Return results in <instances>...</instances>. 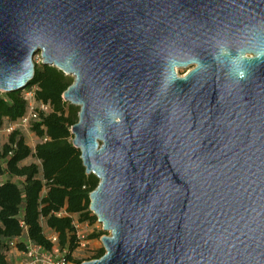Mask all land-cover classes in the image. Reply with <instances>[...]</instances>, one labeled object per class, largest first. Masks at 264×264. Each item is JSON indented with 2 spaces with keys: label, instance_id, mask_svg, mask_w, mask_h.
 I'll return each mask as SVG.
<instances>
[{
  "label": "water",
  "instance_id": "water-1",
  "mask_svg": "<svg viewBox=\"0 0 264 264\" xmlns=\"http://www.w3.org/2000/svg\"><path fill=\"white\" fill-rule=\"evenodd\" d=\"M37 54L99 179L81 264H264V0H0V91Z\"/></svg>",
  "mask_w": 264,
  "mask_h": 264
},
{
  "label": "trees",
  "instance_id": "trees-1",
  "mask_svg": "<svg viewBox=\"0 0 264 264\" xmlns=\"http://www.w3.org/2000/svg\"><path fill=\"white\" fill-rule=\"evenodd\" d=\"M73 80L54 66L36 64L35 77L25 90L34 89L35 99L50 106L48 112H40L39 120L31 126L41 141L33 148L22 131L14 130L0 146V264H15L9 258L13 242L21 252L29 242L49 252L57 249L72 263L73 253L82 245L75 217L81 223L97 220L90 210V194L99 179L86 173L71 133L79 120L80 108L63 99ZM23 91H0V127L26 114ZM30 157L36 161L24 164ZM103 235L104 230L88 239ZM52 237L57 240L54 242ZM105 252L101 248L92 260Z\"/></svg>",
  "mask_w": 264,
  "mask_h": 264
},
{
  "label": "built area",
  "instance_id": "built-area-1",
  "mask_svg": "<svg viewBox=\"0 0 264 264\" xmlns=\"http://www.w3.org/2000/svg\"><path fill=\"white\" fill-rule=\"evenodd\" d=\"M24 96L27 101L26 114L23 118L16 122L6 121L5 124L0 127V133L2 132L5 135H8L14 130H20L22 132L31 130L32 124L39 120L40 112L49 111L50 106L48 104L39 103L35 99L34 89L25 90ZM52 239L54 242L57 240L56 237H52ZM11 245V251L18 250L15 247L14 242ZM21 253L24 255V259L16 262L15 264H71L62 257L57 249H55L53 252H49L42 246L31 242L28 243L26 250Z\"/></svg>",
  "mask_w": 264,
  "mask_h": 264
},
{
  "label": "rangeland",
  "instance_id": "rangeland-1",
  "mask_svg": "<svg viewBox=\"0 0 264 264\" xmlns=\"http://www.w3.org/2000/svg\"><path fill=\"white\" fill-rule=\"evenodd\" d=\"M35 63L40 65L42 64V58L40 54H37L34 58ZM73 78V77H72ZM23 94H25V90L23 91ZM24 138L26 142L31 146L35 147L41 139L35 135L31 130H26L23 132ZM7 136L4 133H0V146L4 144L6 141ZM33 161H36L34 158H28L23 163L29 164ZM75 224L77 226L78 235L82 239V245L73 253L74 261L71 264H77V260H92V258L95 256V254L100 250L101 248H104L103 242L101 240V237L95 238V239H88V237L94 233H98L100 231H103L102 224L97 220L94 223L90 222H79L77 217H75ZM47 234H50L48 229L46 228ZM105 232V231H104ZM105 234H109L108 232H105ZM9 258L12 259L15 263L18 261H21L24 259V255L18 250H13L9 253Z\"/></svg>",
  "mask_w": 264,
  "mask_h": 264
},
{
  "label": "flooded vegetation",
  "instance_id": "flooded-vegetation-1",
  "mask_svg": "<svg viewBox=\"0 0 264 264\" xmlns=\"http://www.w3.org/2000/svg\"><path fill=\"white\" fill-rule=\"evenodd\" d=\"M231 48H225L224 52H229ZM247 56H251L253 55L252 53H246ZM197 67V63L196 62H192L188 65L187 68H176L177 74L178 76H185L187 75L189 72H191L193 69H195Z\"/></svg>",
  "mask_w": 264,
  "mask_h": 264
},
{
  "label": "clouds",
  "instance_id": "clouds-1",
  "mask_svg": "<svg viewBox=\"0 0 264 264\" xmlns=\"http://www.w3.org/2000/svg\"><path fill=\"white\" fill-rule=\"evenodd\" d=\"M243 75H244V73L242 72V73H241V76H243Z\"/></svg>",
  "mask_w": 264,
  "mask_h": 264
},
{
  "label": "crops",
  "instance_id": "crops-1",
  "mask_svg": "<svg viewBox=\"0 0 264 264\" xmlns=\"http://www.w3.org/2000/svg\"><path fill=\"white\" fill-rule=\"evenodd\" d=\"M15 251V250H14ZM19 253H20V251H19Z\"/></svg>",
  "mask_w": 264,
  "mask_h": 264
}]
</instances>
